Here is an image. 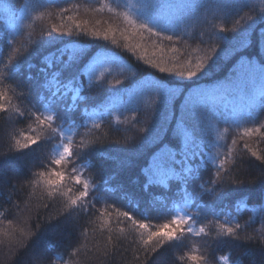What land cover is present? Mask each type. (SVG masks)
Segmentation results:
<instances>
[{
  "label": "trees",
  "instance_id": "trees-1",
  "mask_svg": "<svg viewBox=\"0 0 264 264\" xmlns=\"http://www.w3.org/2000/svg\"><path fill=\"white\" fill-rule=\"evenodd\" d=\"M8 7L0 264H264V0Z\"/></svg>",
  "mask_w": 264,
  "mask_h": 264
},
{
  "label": "snow or ice",
  "instance_id": "snow-or-ice-1",
  "mask_svg": "<svg viewBox=\"0 0 264 264\" xmlns=\"http://www.w3.org/2000/svg\"><path fill=\"white\" fill-rule=\"evenodd\" d=\"M0 12H3L4 14H6V20H5V23L7 22V20H8L9 18H12V17H15V16H16V13H15L14 11L10 10L9 7H8V8H2V9H0ZM249 18H250V17H249ZM238 23H239V21H237V24H238ZM143 27L148 28L146 25H143ZM148 30L151 31L150 28H148ZM222 30H224V29H222ZM54 31L59 32L60 30H59V29H55ZM94 35H95V34H94ZM156 35H159V33H156ZM104 38L107 39V36H105ZM165 38L168 39V40H171V39H172V37H170V36H167V37H165ZM19 51H20L19 49H15V50L12 52V59H14V58L16 57V55H17V53H19ZM11 62H12V60L10 59V60H9V63H11ZM205 66H206V64H205V62H204L203 59H201L200 61H198V62L195 64L194 67H192V65L189 64V65H187L183 70H180V71H175V70H173V69H169V68L164 67V66H161V65H159V64H154V65H153V67H157V68L159 69V71H161V72H166V73H168V72L171 71V72H174L175 74H178V75H181V76H187V77H193V76H195L197 73H199L200 71H202V70L204 69ZM101 76H103V73H101ZM52 119H53V118H52L51 116L47 117L45 123H47L48 121H51ZM140 130H141L142 132H146V131H147V128H146V127H142V128H140ZM28 139L31 140L32 138L29 137ZM22 147H24V148H28V143H27V141L25 142L24 145H22ZM253 155H255V153H253ZM71 156H72V152L70 151V146L66 144V145L64 146V149H63L62 154L60 155V158L57 159V160L55 161V163L60 164L61 161H62L65 157L70 158ZM261 162L264 163V159H261ZM39 175H40V176H45L46 173H40ZM55 175H56L57 177H59L61 174H60V173H55ZM46 182L49 183V184L52 183L51 179H49V180L46 181ZM239 183H242V182H239ZM83 188H84V190L81 191V192H79L78 197H76V198H72V197H70V198H69V199L71 200V204H72V205L77 204V200H78V199H82V198H84V197H86V196L88 195L89 185H88L87 182H84V184H83ZM123 215H124V216H128V213L125 212V213H123ZM173 223L181 224V223H183V218H177ZM141 227H146V225H143V224H142ZM232 231H233V230H232L231 228L228 229V232H229V233H232ZM34 235H35V232L31 235L30 239H31ZM153 236H160V234H159L158 232H157V233H154V232H149V233H148V239H149V240H151ZM30 239H29V241H30ZM29 241H28V242H29ZM27 244H28V243H27ZM27 244L24 246V248L27 246Z\"/></svg>",
  "mask_w": 264,
  "mask_h": 264
},
{
  "label": "rangeland",
  "instance_id": "rangeland-1",
  "mask_svg": "<svg viewBox=\"0 0 264 264\" xmlns=\"http://www.w3.org/2000/svg\"><path fill=\"white\" fill-rule=\"evenodd\" d=\"M135 1V0H134ZM185 57H183V59H184ZM186 60V59H185ZM182 61V60H181ZM180 61V62H181ZM179 63V62H178ZM68 134H69V132H67V134L65 135L64 134V137H65V141H64V143L62 144V145H60V147H59V149H58V155L60 156L61 154H62V152H63V149H64V146L66 145V141L68 140ZM185 216H187V215H185Z\"/></svg>",
  "mask_w": 264,
  "mask_h": 264
}]
</instances>
